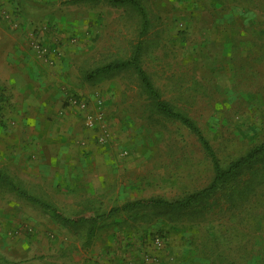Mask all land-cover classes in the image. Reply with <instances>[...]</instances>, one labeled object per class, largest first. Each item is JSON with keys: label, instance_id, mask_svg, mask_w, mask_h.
Here are the masks:
<instances>
[{"label": "rangeland", "instance_id": "rangeland-1", "mask_svg": "<svg viewBox=\"0 0 264 264\" xmlns=\"http://www.w3.org/2000/svg\"><path fill=\"white\" fill-rule=\"evenodd\" d=\"M135 1L143 15L107 0H0V264H264V158L183 210H122L199 191L213 165L131 69L88 78L138 53L227 168L264 142V0ZM68 117L80 123L56 127ZM41 145L55 177L35 171Z\"/></svg>", "mask_w": 264, "mask_h": 264}, {"label": "trees", "instance_id": "trees-1", "mask_svg": "<svg viewBox=\"0 0 264 264\" xmlns=\"http://www.w3.org/2000/svg\"><path fill=\"white\" fill-rule=\"evenodd\" d=\"M109 3L115 6H122V5H130L135 10H137L141 15H143V11L140 8L139 4L135 0H107ZM138 53H135L133 57L124 62H114L108 65H105L101 68L95 69L91 72L88 76L89 79H93L98 75L104 74H112L119 70H126L131 69L133 73L136 75L137 80L139 81V85L146 95L152 102V106L154 107L156 113L162 117H166L172 120L177 121L182 126L187 128L198 140L199 144L201 145L202 149L204 150L206 156L209 158L213 165L214 177L211 183L206 186L205 188L196 191L192 194H189L182 199L173 201V202H166L159 199H151V200H139L133 203L125 204L122 206V210L133 209L142 206H154L159 208H165L168 210H176L180 211L183 210L195 202L201 201L208 196H211L213 193L218 191L223 186H226L230 182H232L239 173H241L245 168L250 167L252 163L256 161H260L264 158V142L260 143L256 147H254L251 151L247 154L239 157L233 163H231L227 168H222L219 161L216 158V155L208 143V141L204 138L201 131L193 124V122L176 113L167 103L163 102L159 96L158 91L154 88L151 81L149 80L147 74L142 70L139 65L138 60ZM23 195V193H21ZM32 202H36V200L30 198L29 196H22ZM118 209H113L109 213H115ZM57 220L61 223L68 224V223H79L84 221L83 218L78 219H67L59 214H55Z\"/></svg>", "mask_w": 264, "mask_h": 264}, {"label": "crops", "instance_id": "crops-1", "mask_svg": "<svg viewBox=\"0 0 264 264\" xmlns=\"http://www.w3.org/2000/svg\"><path fill=\"white\" fill-rule=\"evenodd\" d=\"M55 95H56V97H55L56 101L60 100V93L56 92ZM65 119L66 120H64V121L58 120L57 125H56L57 128L62 129L63 131H66L68 129L67 124H68V121L71 119H73V121H74V122H72L73 126H75L76 123L77 124L80 123V121L78 119H76V117H75V119H74V117H68V119L67 118H65ZM30 149H33V148H30ZM34 149L37 150V154H41V156L37 157L36 167H35L36 170L35 171L40 170L42 172L43 170H45L44 173H42L43 176H46L47 178L55 177L53 175V173L57 168V164L58 163L61 164L59 162V159L57 158V156L55 157V156L51 155L49 148L45 145L37 146ZM58 154H59L60 158H63V161L67 160L70 157L69 156L70 155L69 148H67L66 146H59ZM63 168L69 169V163H67V164L63 163ZM70 169H71V165H70ZM38 174H35V175H38ZM4 247H5V243H3V247L0 246V253L3 256V262H6L10 258L8 255L9 252H7V248H4ZM91 261H94V260H91ZM0 262H2V261H0ZM93 263L94 262H91V264H93Z\"/></svg>", "mask_w": 264, "mask_h": 264}]
</instances>
